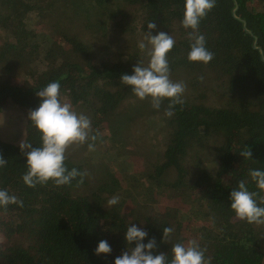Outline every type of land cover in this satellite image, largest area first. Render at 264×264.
Masks as SVG:
<instances>
[{
    "label": "trees",
    "instance_id": "16d2710c",
    "mask_svg": "<svg viewBox=\"0 0 264 264\" xmlns=\"http://www.w3.org/2000/svg\"><path fill=\"white\" fill-rule=\"evenodd\" d=\"M183 4L0 0V67L7 77L0 81V113L15 106L29 115L41 103L36 92L58 82L61 99L89 118L93 133L102 129L98 153L87 144L67 149V169L86 175L83 183L78 176L62 186L27 187L19 145L0 141V157L7 161L0 189L23 201V207L0 210V264H114L118 246L135 247L124 239L132 225L147 232L142 243L155 240L153 255L164 253L169 261L173 244L196 239L210 264H264V225L237 219L229 199L240 180L256 191L249 170H264L262 0H215L198 30L213 53L207 64L187 59ZM42 25L51 36L38 29ZM160 32L175 39L167 54L170 79L186 85L171 116L165 115L169 101L154 109L150 99H137L120 83L140 61L147 63L137 47L143 34ZM149 117L162 123V149L137 151L144 163L129 173L135 147H126ZM25 131L24 141L40 146L28 116ZM99 145L106 146L102 154ZM244 149L251 151L249 159L240 155ZM113 196L119 203L108 206ZM166 227L173 229L169 241L163 239ZM101 240L111 246L109 254H95Z\"/></svg>",
    "mask_w": 264,
    "mask_h": 264
},
{
    "label": "clouds",
    "instance_id": "9594fccd",
    "mask_svg": "<svg viewBox=\"0 0 264 264\" xmlns=\"http://www.w3.org/2000/svg\"><path fill=\"white\" fill-rule=\"evenodd\" d=\"M214 6L215 0H184L181 26L187 30V38L191 42L187 55L189 62L207 64L213 59V53L205 47V38L198 30L200 22ZM147 27L151 31L156 25L148 23ZM174 46L173 36L164 32L155 36L143 34L137 47L146 55L147 63L140 61L133 67L131 75L124 74L120 78V83L129 87L134 97L141 101L150 99L154 109H159L165 100L169 101L166 116H171L175 106L183 103L186 90L183 82L170 79L167 54ZM36 95L41 103L29 112L28 119L38 133L40 146L34 147L24 140L19 145L26 162L23 183L29 188L49 182L62 186L78 176L81 177L79 182L83 183L86 173L75 168L68 170L65 153L70 146L85 144L89 152L95 151V141L101 134L98 131L93 133L87 116L78 114L70 103L62 101L58 82L48 83ZM240 155L249 159L252 153L244 149ZM6 163L0 157V168ZM248 175L256 191L250 190L245 180H240L230 193V209L241 221L264 225V207L260 206L264 204V170L252 169ZM119 199V196H113L107 201L108 206L118 204ZM10 205L23 207V201L7 189H0V210L6 213ZM172 232L171 227L164 228L163 239L169 241ZM147 235L146 231L135 225L127 227L124 239L127 244L135 242V247L126 249L114 260V264H210V260L205 258L206 249L201 248L196 239H190L186 244H173L169 261L164 253L153 255L156 247L154 239L147 244L142 243ZM110 252L111 246L105 240H101L95 249L97 255Z\"/></svg>",
    "mask_w": 264,
    "mask_h": 264
},
{
    "label": "rangeland",
    "instance_id": "374dc122",
    "mask_svg": "<svg viewBox=\"0 0 264 264\" xmlns=\"http://www.w3.org/2000/svg\"><path fill=\"white\" fill-rule=\"evenodd\" d=\"M255 1V0H254ZM262 8L264 10V0H262ZM38 29L43 32L46 35H50L49 29L46 25H42L38 27ZM109 58H111L110 55ZM6 73L5 68L0 67V81L3 82L6 79ZM66 101V100H62ZM67 102V101H66ZM28 112L26 110H23L22 108L15 107V106H9L6 110L2 111L0 113V141H5L8 143H11L13 145H20L21 141L24 140L25 137V125L27 120ZM137 126L138 131L135 134V138L130 140V144L126 147L127 152L132 151V147H135V150L132 154H130L129 157V163L130 167L129 173H138L141 169V164L144 163V157L141 155L144 153H149L150 150L160 151L162 149V143L164 139V132L161 131L162 123L156 118L149 117L146 119H142ZM104 128V124L102 125ZM96 132L98 131L101 135L98 139H101L102 129L96 128ZM107 130V129H105ZM98 151L100 154L104 153L106 150L105 145H99ZM137 151H141V155L137 154ZM120 154L116 153L118 156H122L124 154L119 151ZM95 153H98L95 150ZM100 154H98L96 157L101 158ZM135 154V155H134ZM126 155V154H125ZM108 237L113 238L108 234ZM1 239V238H0ZM23 241V239H22ZM1 242V240H0ZM3 243H0L2 245ZM118 246V251H120V254L126 250L123 248V250H120Z\"/></svg>",
    "mask_w": 264,
    "mask_h": 264
},
{
    "label": "water",
    "instance_id": "95a60500",
    "mask_svg": "<svg viewBox=\"0 0 264 264\" xmlns=\"http://www.w3.org/2000/svg\"><path fill=\"white\" fill-rule=\"evenodd\" d=\"M236 9H237V4H236V8H235L234 11H233V16H234L235 18H236V16H235V11H236ZM243 26H244V28L246 29L245 22H243ZM256 44H257V41H256V39H255V40H254V43H253V48H256V49H257ZM259 50H260V54H261V59H262V61H264L263 53H262L261 49H259Z\"/></svg>",
    "mask_w": 264,
    "mask_h": 264
}]
</instances>
